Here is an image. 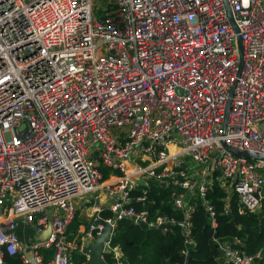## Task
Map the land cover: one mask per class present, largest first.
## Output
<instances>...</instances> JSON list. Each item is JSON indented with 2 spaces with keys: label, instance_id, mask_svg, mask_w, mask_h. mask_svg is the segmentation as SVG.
I'll return each mask as SVG.
<instances>
[{
  "label": "built area",
  "instance_id": "obj_1",
  "mask_svg": "<svg viewBox=\"0 0 264 264\" xmlns=\"http://www.w3.org/2000/svg\"><path fill=\"white\" fill-rule=\"evenodd\" d=\"M251 154L264 156V0H0V264H45L43 251L88 263L103 223L106 253L126 264L111 245L119 222L177 223L135 206L152 183L174 189L186 264L192 199L215 228V183L264 218V160ZM101 194L111 215L93 204L76 241V201ZM227 246L231 264L264 254Z\"/></svg>",
  "mask_w": 264,
  "mask_h": 264
},
{
  "label": "trees",
  "instance_id": "obj_2",
  "mask_svg": "<svg viewBox=\"0 0 264 264\" xmlns=\"http://www.w3.org/2000/svg\"><path fill=\"white\" fill-rule=\"evenodd\" d=\"M105 173L107 176L106 171ZM173 192V188L164 189L152 183L146 205L135 204L138 209L148 210L151 216L166 215L175 219L177 223L170 224L165 233L160 230L142 229L128 220L119 222L111 245L121 249L126 264H184V257L181 254L184 246L181 226L183 215L172 205ZM141 194V191H137L134 196ZM226 197L227 194L217 183L208 192L207 200L214 206L216 212L215 228L211 225L202 200L197 197L192 199L195 206L192 223L196 247L191 254L193 259L190 264H224L225 254L221 249L224 244H230L234 249L247 255L264 251L263 214L240 210L237 195L233 196L229 204L224 201ZM227 212H230V215ZM102 215L107 218L111 213L107 211ZM78 227L79 221L74 220L69 228L70 233H75ZM235 241L239 244H235ZM42 254L47 264L53 252L43 251ZM5 260L8 264H23L20 256H5ZM104 260L105 264H115L113 253L107 252ZM84 263H87L86 255L75 252L72 264Z\"/></svg>",
  "mask_w": 264,
  "mask_h": 264
},
{
  "label": "crops",
  "instance_id": "obj_3",
  "mask_svg": "<svg viewBox=\"0 0 264 264\" xmlns=\"http://www.w3.org/2000/svg\"><path fill=\"white\" fill-rule=\"evenodd\" d=\"M99 198L100 199L98 200V202H96V203L92 202V204L87 203L85 200H81L83 202L81 204H77L78 201H76L77 214H76L75 220L79 221V227H78L77 231L75 232L76 234L71 233L72 238L75 239L76 241H79L80 239H82L84 237L85 230L92 220V216L94 215V210L96 208V207L92 206L93 204L101 206L103 208V210H105V212L109 211V206L111 204V200L105 198V196L102 194L100 195ZM232 198H233V196L231 197V199ZM86 205L89 206V208H88L89 212L88 213L86 212V209H85ZM29 230H31V229L28 228L27 225L26 226L22 225L19 227L20 238L22 240V243L26 246H28L32 242V240L34 239L32 230H31V232H32L31 234H30ZM234 243L239 244L238 241H235ZM227 245H230V244H227ZM86 252H87V250H86ZM120 253L123 254L121 250H120ZM81 254L85 255V253H81ZM123 256H124V254H123ZM227 259L228 258H226V256H224V264H231ZM87 264H89V262ZM254 264H264V254L261 257V259L256 260Z\"/></svg>",
  "mask_w": 264,
  "mask_h": 264
},
{
  "label": "water",
  "instance_id": "obj_4",
  "mask_svg": "<svg viewBox=\"0 0 264 264\" xmlns=\"http://www.w3.org/2000/svg\"><path fill=\"white\" fill-rule=\"evenodd\" d=\"M240 48H241V54H242V45L240 41ZM242 59V56H241ZM243 65V61H242ZM241 65V66H242ZM237 153V152H235ZM250 158L253 159H262L264 160V156L257 155V154H251L249 155ZM228 215H230V212H227ZM103 230L98 238L95 239L93 244L90 246V248L87 250V254L89 256V264H105L104 256L106 254V243L110 240V235L112 233V228L108 223H103ZM164 229V226L160 227L159 230ZM27 252L29 249L26 250ZM192 257L190 256L186 262V264H190L192 261Z\"/></svg>",
  "mask_w": 264,
  "mask_h": 264
},
{
  "label": "rangeland",
  "instance_id": "obj_5",
  "mask_svg": "<svg viewBox=\"0 0 264 264\" xmlns=\"http://www.w3.org/2000/svg\"><path fill=\"white\" fill-rule=\"evenodd\" d=\"M87 199L92 200V202H98V200L96 201V200L92 199V196L87 197ZM82 202H83V201L78 200L77 204H81ZM88 208H89V206L86 205L85 209H86V212H87V213L89 212ZM78 213H79V212H78ZM29 232H30V234L32 233L31 230H29ZM33 236H34V234H33ZM227 247H230V246H227Z\"/></svg>",
  "mask_w": 264,
  "mask_h": 264
}]
</instances>
